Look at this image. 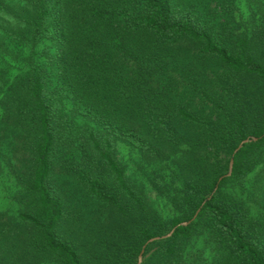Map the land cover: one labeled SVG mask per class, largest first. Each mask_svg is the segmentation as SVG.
Listing matches in <instances>:
<instances>
[{"label": "trees", "instance_id": "16d2710c", "mask_svg": "<svg viewBox=\"0 0 264 264\" xmlns=\"http://www.w3.org/2000/svg\"><path fill=\"white\" fill-rule=\"evenodd\" d=\"M17 1L0 0V13L16 22L0 27V170L20 183L22 210L17 218L0 212V264H83L77 239L57 236L65 211L51 183L62 175L118 215L101 233L104 251L91 238L84 243L102 257L97 264H136L148 240L175 227L146 245L141 264H264V213L252 215L222 190L244 187L264 154V23L238 33L175 0ZM15 40L20 49L12 52ZM47 40L49 65H37L34 49ZM25 47V70L12 75L10 61ZM208 63L220 72L208 73ZM115 141L176 165L170 184L160 176L155 183L179 215L164 221L150 212L116 159ZM218 152L233 157L230 176ZM177 180L181 187H172ZM252 191L264 208V181ZM200 236L211 261L202 249L191 261L185 255Z\"/></svg>", "mask_w": 264, "mask_h": 264}, {"label": "rangeland", "instance_id": "374dc122", "mask_svg": "<svg viewBox=\"0 0 264 264\" xmlns=\"http://www.w3.org/2000/svg\"><path fill=\"white\" fill-rule=\"evenodd\" d=\"M258 1L262 0H175L177 5L186 6L194 5L202 12L203 17H210L221 22L225 21L228 29L236 31L238 33H247L250 35L252 29L257 27L260 23H264V13H261L258 7ZM20 6L24 5L23 0L17 1ZM264 5V0H263ZM17 12L18 9H13ZM15 15H7L0 13V27L15 25ZM17 41L10 42L8 48L10 51L15 52V48H18ZM37 53L36 64L37 65H49V57L44 54V51L53 53L51 41H43L34 49ZM28 55V48L25 47L20 54L21 59L11 60V74L23 72L25 70V62L21 64L23 59ZM10 55H8V59ZM25 60V59H24ZM208 73H218L219 68L212 63H208ZM206 65V66H207ZM18 66L22 70L18 69ZM185 102L189 101L188 97L184 99ZM207 105H210L207 103ZM197 106H203L200 102H197ZM68 104L65 105L67 110ZM83 122L78 121V125L83 126ZM90 125V124H89ZM104 133L103 131H101ZM115 156L119 164L125 169L128 180L138 189V191L144 196L146 206L150 212H156L164 221H169L176 214L179 215L176 209L172 205V195L170 193L164 194L159 192L155 179L157 176L163 178V181L171 183V170H176V165L171 160H161L162 162H150L145 160L140 153L120 141H115ZM215 160H222L223 164L226 161H230V156L226 153L214 154ZM167 160V161H166ZM255 163L253 168L249 170L245 178V186L239 187L231 183L226 184L223 187V192L235 195L245 203L250 209V212L254 216L260 217L264 213L263 204L255 202L250 196L255 187L260 185L261 181H264V154L257 156L254 159ZM229 167V164H228ZM228 173V171H227ZM226 173V175H227ZM182 185L180 180L176 181V185L172 184V187L180 188ZM53 194L58 197L63 205L65 216L64 220L59 224L57 230V236L65 240L67 236L77 239L73 246L79 255L83 264H97V260L102 257H92L89 253L86 244L87 239L91 238L94 245H99L102 251L105 250V244L101 245L103 236L106 233V227L110 222L118 218V215L97 203L93 199L89 198L79 187L76 186L74 181L66 175H62L52 180L51 183ZM20 187V183L16 180L14 175L5 166L0 170V212L7 213L17 218L22 207L15 200L16 190ZM67 219V220H66ZM82 221L87 223L83 224L77 234L73 236L71 231H75V224H79ZM100 223V226L98 225ZM102 233V234H101ZM84 235L83 240H80V236ZM93 245V246H94ZM203 250V255L211 261L213 258V252L211 251L210 244L206 243L203 236L194 239L186 248L185 255L191 261L192 253L197 250ZM36 264H56L52 259H40L35 262Z\"/></svg>", "mask_w": 264, "mask_h": 264}, {"label": "water", "instance_id": "95a60500", "mask_svg": "<svg viewBox=\"0 0 264 264\" xmlns=\"http://www.w3.org/2000/svg\"><path fill=\"white\" fill-rule=\"evenodd\" d=\"M256 140H257L256 138H252L251 140H250V139H245L244 141H242V142L237 146V148H236L235 151L233 152V155L236 154V153L240 150V148L242 147L243 144H246V143H248V142H250V141H256ZM232 168H233V157H231V159H230V161H229L228 173H227L226 176H230V175H231ZM221 179H222V177L218 179V182H219ZM216 189H217V186L215 187V189H214L213 192H215ZM209 198H210V197H209ZM198 212H199V210L196 212V214L193 216V218H192L190 221L182 222L180 225H181V226H187L192 220H194V219L196 218ZM175 228H176V227H175ZM175 228H173V229H172L167 235H165V236H162V237H160V238H153V239L148 240L147 243L142 247V249H141V251H140V253H139V255H138L137 263H136V264H141V262H142V256H143V253H144V250H145V247H146L147 244H149V243H151V242H153V241H156V240H158V239H163V238H168V237H170V236L173 234Z\"/></svg>", "mask_w": 264, "mask_h": 264}]
</instances>
